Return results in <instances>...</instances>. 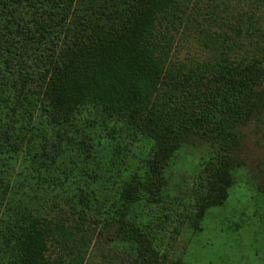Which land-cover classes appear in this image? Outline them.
<instances>
[{"label": "trees", "instance_id": "trees-1", "mask_svg": "<svg viewBox=\"0 0 264 264\" xmlns=\"http://www.w3.org/2000/svg\"><path fill=\"white\" fill-rule=\"evenodd\" d=\"M186 1L0 0V264H90L113 224L124 248L137 251L129 262L167 263L155 234L172 214L161 218L153 207L162 211L170 198L164 174L175 150L193 130L231 149L264 84L260 42L215 65L176 70L169 33ZM104 135L113 143L99 150ZM118 135L152 146L138 153ZM77 161L92 181L72 172ZM227 168L194 188L191 222L223 203ZM144 214L158 218L151 224Z\"/></svg>", "mask_w": 264, "mask_h": 264}, {"label": "rangeland", "instance_id": "rangeland-1", "mask_svg": "<svg viewBox=\"0 0 264 264\" xmlns=\"http://www.w3.org/2000/svg\"><path fill=\"white\" fill-rule=\"evenodd\" d=\"M186 10L169 33L168 60L182 73L197 65H215L224 57L232 59L242 49L247 50L251 42L264 44V0H187ZM235 30L240 31L241 38ZM225 37L230 38L228 44L233 40L237 46H226ZM253 100L258 109L235 127L238 136L231 149H218L215 142L212 146L193 130L184 134L175 150V157L164 174L165 193L170 198L165 199L162 211L153 207L161 218L165 213L172 214V225L155 234L162 242L158 257L166 253L165 264H264V84ZM220 115L217 113L216 118ZM50 137L52 142L56 141L53 134ZM117 138L138 153L152 146L151 142H131L120 135ZM99 142V150L110 149V142L113 143L109 136ZM216 152L226 155L225 160ZM224 163L228 164L224 178H230L231 185L225 200L207 209L197 223L191 222L186 217L192 213L189 200L196 197L194 188L216 168L221 170ZM77 164L78 168L72 172L82 180L92 181L82 174L80 168L84 163L77 161ZM212 165L214 169L208 170ZM103 170H99L100 178L105 181L110 174ZM130 170L118 174L116 183L128 177L133 172ZM115 174L114 171V177ZM144 217L151 224L158 218L152 215L149 218L147 214ZM117 228L116 224L104 226L98 243L91 248L90 264H107L106 258H111L108 253L113 252L118 256L112 259V264H133L127 256L138 257L137 251L124 248V243L116 237Z\"/></svg>", "mask_w": 264, "mask_h": 264}]
</instances>
